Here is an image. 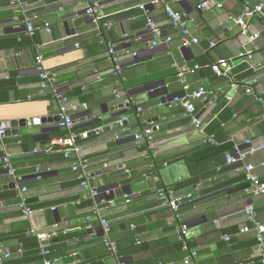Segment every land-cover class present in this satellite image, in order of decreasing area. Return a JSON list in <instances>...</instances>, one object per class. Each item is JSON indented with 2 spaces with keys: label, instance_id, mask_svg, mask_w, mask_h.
I'll use <instances>...</instances> for the list:
<instances>
[{
  "label": "crops",
  "instance_id": "1",
  "mask_svg": "<svg viewBox=\"0 0 264 264\" xmlns=\"http://www.w3.org/2000/svg\"><path fill=\"white\" fill-rule=\"evenodd\" d=\"M28 1L27 11L19 15L8 0H0V122L6 132L11 131L0 137V163L4 155H11L22 186L28 188L27 204L35 212L31 217L23 214L14 180L2 170L0 246L11 258L0 264H45L46 259L55 264H184L186 253L175 213L160 195L162 188H173L179 198L197 196L193 202L184 200L181 213L199 252L198 264H260L263 248L254 232L241 230L249 223L250 207L256 212V222L264 225V194H245L243 170L225 164L202 176L195 188L185 187L187 155L212 142L209 124L225 122L215 134L213 146L219 153L226 148L227 153L236 147L247 150V142L255 147L264 144V120L258 117L261 105L244 88L206 67L231 59L235 80L247 84L253 78L246 75L253 69L243 54L252 51L255 90L264 92V12L250 22L251 35H260L253 41L241 35L235 22L246 2L258 4L260 0H213L215 6L203 11L199 7L206 0H166L187 17L190 38L198 40L188 48L182 47V32L173 27L160 0H146V12L138 7V0H97L105 15L99 25L86 14L87 0ZM29 19L36 28L33 36L27 34ZM149 20L161 28V39L148 28ZM167 37L172 38L170 44L153 46ZM109 45L120 59L121 78L109 60ZM39 54L44 56L45 68L57 74V90L77 106L72 133L90 162L96 197L81 186L71 161L47 163L45 151L65 131L58 126L59 106L53 91L40 94ZM176 66H200L187 77L189 90L204 87L212 93L207 105L195 102L204 134L175 102L186 93L177 81ZM117 94L140 103L146 110L143 121L115 128L127 111ZM37 118L51 121L18 129L9 125ZM149 122L161 127L154 134V148L135 140V134ZM92 130L93 135L85 136ZM206 155L210 161L212 156ZM153 159L169 162L157 172ZM248 162L264 181V150ZM38 164L41 173L35 167ZM109 194L111 199H107ZM99 204L117 243L116 256L105 246L100 218L94 214ZM32 231L55 232L56 236L43 243ZM43 250L51 253L42 255Z\"/></svg>",
  "mask_w": 264,
  "mask_h": 264
},
{
  "label": "built area",
  "instance_id": "2",
  "mask_svg": "<svg viewBox=\"0 0 264 264\" xmlns=\"http://www.w3.org/2000/svg\"><path fill=\"white\" fill-rule=\"evenodd\" d=\"M138 7L145 11L147 10V2L146 0H138ZM163 4H165L167 15L170 18V21L175 29H180L182 32V47L188 48L193 44H198L197 39L190 38V29L188 26L187 17L183 14L175 12L167 3L166 0H160ZM9 5L16 14H24L28 7V0H8ZM154 5L157 4L156 1L152 2ZM87 9L86 14L92 20L99 25L101 21L104 19L105 15L101 10V6L97 0H87ZM215 6L213 0H206L201 4L199 9L201 11L209 9ZM218 8H222V4L216 5ZM264 12V0H260L258 4H251L250 2H246L243 8V12L239 18L235 20V22L241 28V35L250 39L251 41L259 38V34L252 36L250 33V22L255 18L263 14ZM148 28L152 31L153 35L158 39L163 37V32L161 28L153 21L149 20L147 23ZM27 34L29 36H33L36 28L32 20H27ZM101 41L104 42V38L101 35ZM172 42L171 37H167L163 40L154 42L153 46L157 47L161 44H170ZM38 48L41 47L40 44L36 45ZM215 46L214 44L212 45ZM136 56V54H134ZM108 57L111 63L115 67V74L117 77L121 78L122 69L120 66V59L118 58L115 47L112 45L108 46ZM254 54L252 51H247L243 54V59L250 64V68L256 70V66L252 64ZM233 60L231 59H220L212 64L206 66L211 69L217 76L225 78L233 82L237 86H241L236 80L233 74ZM177 68V81L179 85L186 91L185 95L181 98H176L175 102L179 103L187 112V115L192 119L194 127L202 134L205 133V125L203 121L197 117V109L195 102H199L202 105H207L210 100L212 93L206 90L204 87H201L197 90H189V85L187 81V77L189 74L193 73L195 70L200 69V66L191 68L188 66H176ZM37 71L40 76V94L43 95L47 91L52 90L53 96L58 102L59 106V122L58 126L64 130L70 132V135L66 138H59L56 141V147H59L64 153L65 159L71 161L72 170L79 174V180L81 182V186L89 191L91 196H98V191L92 187L91 185V172H90V162L84 155V151L82 147L77 143L76 136L72 133L74 128V119L73 113L77 110V106L71 101V99L63 93H60L56 88V83L58 80V76L55 73L48 71L44 65V56L43 54H39L37 57ZM257 84L256 78H253L249 83L242 86L245 89L246 93L253 96L255 100L262 104L263 114L260 116L261 120H264V101L260 99V96L257 94L255 90V85ZM262 93L261 95H263ZM118 99L122 100L125 108L128 110L133 105V99L128 97H121L120 94H117ZM229 102L232 101L231 97H227ZM137 112H142V108L139 107ZM129 117H123L122 123L128 121ZM160 131V126L149 122L147 127L141 130L139 133L135 134L136 142L140 143L143 140L146 141L151 148H154V134L155 132ZM6 133L5 126L0 122V137H4ZM88 134H85L87 136ZM212 141V138H210ZM248 146L247 150H243L239 147H236L234 151L228 155L227 164L230 166H239L245 174V181L247 186L244 190L245 194L251 197H258L264 194V181L260 179V177L255 173L256 167L248 162L250 156L255 155L258 151L264 150V144L259 145L257 147L252 146L251 142H247ZM53 146V147H54ZM48 148L45 152H51L52 148ZM35 152H39L36 150ZM2 165V166H1ZM264 166V164H263ZM6 172L10 177L13 178L15 187L18 190V197L20 198V207L23 211V214L26 217H31L34 214V210L31 209L27 204L26 193L28 188L22 186V178L17 175L16 170L12 165L11 155L6 154L1 160L0 163V172ZM48 171L51 169L48 168ZM37 172L41 173V168H37ZM160 195L165 200V204L169 206L173 212L175 213L176 222H177V230L181 237V242L183 246V251L186 253L184 258V264H198L199 252L196 248H190L187 242V236L190 234V228L188 224L184 222V216L181 213V205L184 200L193 201V195L188 194L184 198H179L175 195V191L173 188H162L159 191ZM104 207L99 204L94 207V214L100 218L101 225L104 231V244L109 250V252L116 256L118 254L117 243L112 238V228L110 222L102 217ZM248 224L244 225L241 233H250L254 232L258 245L263 248L261 264H264V225H260L256 222V212L254 208L250 207L247 212ZM90 220V219H89ZM35 234L40 242H47L56 236V233L50 235H40L35 231H32ZM229 240V238H227ZM50 251L43 250L42 255L48 256ZM11 258V254L7 251V249L1 245L0 246V261L3 262L5 260H9ZM2 264V263H1ZM45 264H55L54 261L46 259ZM119 264H124L120 262Z\"/></svg>",
  "mask_w": 264,
  "mask_h": 264
},
{
  "label": "trees",
  "instance_id": "3",
  "mask_svg": "<svg viewBox=\"0 0 264 264\" xmlns=\"http://www.w3.org/2000/svg\"><path fill=\"white\" fill-rule=\"evenodd\" d=\"M255 73H256V71H254V70L249 71L247 73L246 77H250V79L255 78L256 77ZM238 83L241 85L240 87L245 85V83L240 81L239 79H238ZM262 93H264V92H257V94L260 96V99L264 101V94L261 95ZM251 97L254 100V102L259 104V105H261V108H262V104L257 102L253 96H251ZM139 107H141L140 103L134 101V99H133V105L131 106L130 109H128L126 111L125 117H134L137 122L143 121V118H144V115L146 113V110H144L141 107L142 108V112H137V109ZM262 114H263V109H261L260 116ZM260 116H258V117H260ZM222 123H225V122H217V123L213 122L212 124H209V126L207 127V132L211 135L210 137L212 138V142L205 143L202 148L193 150L187 155L186 165H187V169H188L189 172H188V178L186 179L188 183L186 184L185 187H194L195 188L197 183L200 182L202 176L207 175L212 170L221 168V167L225 166V164H227V157H228L229 154H231L233 152V149L232 150L229 149L228 153L226 152L227 148L226 149H222V150H225V151L219 153L220 150L217 151V149L213 146L215 144L214 141H217L215 134L221 128ZM146 127L147 126H143L142 130L144 128H146ZM69 135H70V133L68 131H65L63 134H61L60 138H66ZM60 150L61 149L59 147L54 146L52 148L51 152H48V153L46 152L47 156H48L47 163H52V162L64 160L65 159L64 153L62 152V150L61 151ZM213 151H215V154L212 153ZM207 153H209L212 156L210 161L206 160L209 157L208 155H206ZM168 162L169 161H166V160H163V161H158L157 159H153L152 160V163H153V166H154V170L157 171V172H159L160 169L162 167H164V165L167 166ZM12 165H13V163H12ZM41 166L42 165L38 164L35 167L39 168ZM13 167L16 170V173L18 174V176H20L19 173H18V170L15 168L14 165H13ZM234 167L239 168V166H234ZM184 180H185V178H184ZM194 199H197V196H194ZM186 201L190 202L189 200H186ZM186 201H183V204ZM28 205H29V203H28ZM183 220H184V222L186 224H188L186 219H185V217H184ZM186 239H187V242H188L190 248H196L193 245L191 234H189ZM48 251H50V250H48ZM50 253H51V251H50ZM5 264H15V262L14 261H9V262H6ZM260 264H261V262H260Z\"/></svg>",
  "mask_w": 264,
  "mask_h": 264
},
{
  "label": "water",
  "instance_id": "4",
  "mask_svg": "<svg viewBox=\"0 0 264 264\" xmlns=\"http://www.w3.org/2000/svg\"><path fill=\"white\" fill-rule=\"evenodd\" d=\"M146 89V88H145ZM148 89V88H147ZM134 94L136 95V94H138V92H134ZM50 122L51 120H49V119H47V118H37L36 120H34V121H31V122H27V120H19V121H13V122H11V123H9V125L11 126V128H13V129H18V128H20V127H26L28 124H30V125H33V124H38V123H42V124H45L46 122ZM57 121L59 122V117L57 118ZM133 123H135V118L134 117H129L128 118V121H126V122H124V123H120V122H116V124H115V128H120L121 126H127V125H129V124H133ZM85 125H91V122H89V123H87V124H85ZM80 126V125H79ZM79 126H77V127H79ZM13 132V131H12ZM10 133H11V131H7L6 133H5V135H10ZM15 134L17 133V131L16 132H14ZM95 133V131L94 130H92L91 132H89L88 133V135H93ZM13 185V187H15V184H12ZM110 187H113V186H109V188ZM120 194H121V192H119ZM113 196H111L110 194L109 195H107V199H111ZM44 243H49V241H47V242H44Z\"/></svg>",
  "mask_w": 264,
  "mask_h": 264
}]
</instances>
